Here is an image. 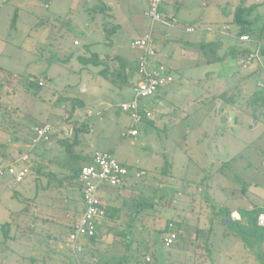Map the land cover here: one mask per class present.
Segmentation results:
<instances>
[{
    "label": "rangeland",
    "instance_id": "374dc122",
    "mask_svg": "<svg viewBox=\"0 0 264 264\" xmlns=\"http://www.w3.org/2000/svg\"><path fill=\"white\" fill-rule=\"evenodd\" d=\"M20 1L27 0H5L0 5V66L27 78L38 77L44 81V85L37 93L25 91L17 80L13 84L5 81L0 87L4 100L9 101L4 105L8 104V110L12 111L6 117L8 124L16 130L14 134L6 129L0 130V142L5 139L11 141L13 135H31L34 122L48 123L57 130L60 127L58 120L70 115L71 99L67 97L93 101L94 98L108 96L111 87L101 76L97 83L92 82L91 75L83 70L84 80L87 79L89 88L94 91L79 93L75 71L80 70V65L76 57L67 56L68 53L77 55L88 40H101L98 35L100 30L92 22L94 18L96 22L101 18L98 13L87 12L81 7L59 13L53 8H44L41 3L27 5L20 11L17 7V2ZM119 1L124 6H127L126 3L134 6L137 2ZM183 1L184 5L180 7L182 15L194 17L201 25L210 28L226 25L232 32L238 29L233 23L236 8L255 4L256 8L249 16L254 21L252 28L255 32L251 35L253 40L261 38L258 30L264 32V0H182L181 5ZM15 12L17 21L11 27ZM40 18H54V21H44L46 23L38 27L36 22ZM67 19L70 22L66 25ZM60 25L65 26L61 29ZM75 40L80 45H75ZM262 43L263 46L256 48V51L264 50V33ZM249 75V69L241 68L236 76V85L241 88L239 102L231 112L236 116V121L232 122L230 113L229 121L226 120V125L216 135L214 113L206 109L202 110L200 121L208 137L203 138L200 132L195 131L189 139L180 140L182 126H177L176 129L155 126L146 131L141 130V135L135 138L137 148L131 146L130 140L126 139V150L129 151L130 148L138 154L145 151L158 157L146 166L145 182L150 184L151 192L157 196L151 203L155 220L151 219L149 224L152 225L155 221L166 227L171 217H185L179 229L181 238L175 246L162 248L165 259H159L157 264H178L185 258L192 262L188 261V264H264V258L262 261L258 257L261 252L264 256V244L263 251L256 247H247L237 236H224L223 229L217 223L214 225V234L207 240L208 246L214 249L212 259L205 250L206 230L211 226L209 217L213 215L214 209L219 206L228 210L234 207L245 209L251 203L264 208V90H258V80ZM260 76L264 79V70H261ZM114 111L111 108L104 119L95 124L91 134L96 148L101 151L121 141L122 123L117 121L123 114ZM200 136L202 145L197 142ZM212 136L218 144L216 155L213 156L210 155L214 152L210 141ZM74 140V136L69 139L70 144L75 143ZM5 148L0 144L1 152ZM204 151L206 154H203ZM219 160L222 162L221 171H214L215 166L210 162L215 161L217 165ZM149 192L147 190L142 193L148 195ZM2 200L6 202L7 199ZM55 203L58 204L56 201ZM153 226L154 223L151 227ZM55 229L62 233L59 231L60 234L57 233L52 243L44 236L38 237L34 246L28 236L21 242L9 240L6 244L0 243L4 256L0 255V264H31L29 258L32 256L41 259L36 264H78L66 230L61 225ZM198 229L200 233L197 232ZM142 232L135 235L139 247L143 245L139 243L150 236L152 239L156 238L154 230L146 229ZM49 244L53 248H59L62 244L63 248L58 251L52 248L41 249V246L47 247ZM47 254L55 259L42 260ZM147 256H151V253Z\"/></svg>",
    "mask_w": 264,
    "mask_h": 264
},
{
    "label": "crops",
    "instance_id": "0c3cea01",
    "mask_svg": "<svg viewBox=\"0 0 264 264\" xmlns=\"http://www.w3.org/2000/svg\"><path fill=\"white\" fill-rule=\"evenodd\" d=\"M4 1L2 0L0 5ZM136 1L134 6L131 3H126L127 6H124L120 4L119 0H27L17 2L20 11H23L27 5L41 3L40 5L44 8H53L55 12L59 13L68 9L77 10L81 7L87 12L93 11L101 16L97 22L95 18L92 20L95 28L100 30L98 35L101 36V40H88L77 55L67 54L68 58L76 57L80 65V70L75 71V75L78 76L79 93L94 91L89 88L87 79L84 80L83 70H87L92 77V82L97 83L99 76L103 77L100 70L105 64H108L112 70L125 69L130 80L128 85L122 87L103 77L111 84L110 94L103 98H94L93 101H84V98L79 100V97L75 99L74 96L67 97L79 102H70L72 113L58 120L57 123L60 127L57 130L54 129V135L52 134L53 137L51 136L48 142L31 144L33 131L31 135H15L11 141L5 139L4 142H0L6 147L3 152L0 151V165L17 162L25 154L30 156V172L23 182L14 183L8 176L0 177V243L6 244L9 240L21 242L27 236L33 246L36 244L37 238L43 236L52 243L57 233L59 231L62 233L61 230L55 229L59 225L66 230L68 236L72 226L79 220L85 208L81 185L78 177L74 175V170L75 168L79 169L81 165L92 159L96 151H101L96 148L91 134L95 124L102 121L111 108L115 109V113L123 114L117 121V123H120L119 121L122 123L120 126L121 141L104 150L112 152L119 161L133 167L136 172L146 173V166L152 162V159L155 161L158 158L157 155L145 151L138 154V152L131 151L130 148L129 151L126 150L128 149L125 144L128 141L126 139L130 140L131 146L137 148L135 138L141 135V130L146 131L155 126H163L164 129L168 126L173 129L182 126L180 140L189 139L195 131L200 132L203 138L208 137L207 132L201 127L202 122L200 121L202 110L206 109L214 113V135H216L226 125V120L229 121L232 108L239 102L241 88L236 85V76L241 68L249 69V76L258 80V90H264V79L260 76L261 70H264L263 50L257 53V57L250 65L245 66L243 63L246 56L251 53L250 51L263 46V35L259 40H253L252 36H249V41H242L237 34L238 29L232 32L226 25L218 28L203 26L204 24L201 25L194 17L191 18L180 13V7L182 8L184 1L181 5L182 0H163V15L173 18L181 27H171L162 22L153 25L154 46L157 52L153 64L162 63L167 66L174 76V80L162 86L155 95L142 101L143 108L151 111L152 117L137 124L140 126L137 127L139 133L136 136L123 137L122 133L130 128L132 120L130 115L121 109V104L132 98L133 86L139 79L138 61L143 52L140 48L133 46V41L146 34L152 26V21L147 15L148 1ZM84 4L86 5L84 6ZM44 21L48 23L54 21V18L45 20L40 18L36 25L41 27L46 23ZM69 22L70 19H67L66 25ZM64 26L60 25V28L62 29ZM185 26H193L196 30L188 32L184 29ZM89 35L91 37L90 32ZM74 44L80 45V42L75 40ZM245 51L248 53L243 55L242 53ZM93 54L98 55L100 60L104 61V65H84L80 62L81 57L89 58ZM74 105L75 107H72ZM235 121L236 116L233 117L232 122L235 123ZM74 123H82L85 125V130L81 133L82 135L76 137V141L74 140L75 143L71 147L75 155H72L66 150L64 144L70 143L69 139L75 137ZM44 124L48 123L40 125ZM202 137L200 136L197 140L200 145H202ZM216 137L218 138V135ZM210 141H212L211 145L214 149L210 155L213 156L218 144L214 136L210 137ZM203 154H206V151ZM210 163H213V167L215 166L214 171H221V160L217 165L215 161ZM210 163H206V165L211 166ZM147 190H151L150 184L147 182L133 185L132 181L128 180L123 186H104L100 194L105 206L110 208L118 206L125 197L146 193ZM4 198L7 199L6 202H3ZM255 207L251 203L245 209H254ZM240 209L243 207L229 209L232 219H241ZM143 218L142 213L126 209L114 217V220L110 222L113 228L103 236L104 241L111 244V252L122 253L124 251L123 243L114 234L117 228L130 226L134 235L138 236L146 230L143 228ZM132 220H134L133 224H131ZM137 243L134 242V248L138 247ZM42 248H48V250L52 248L54 251H58L59 248H63V245L53 248L49 244L47 247L41 246ZM73 252L77 257L78 251L73 250ZM0 255L3 256L1 249ZM46 259L54 260L55 257L47 254L42 260ZM29 261L31 264H36L41 259L32 256Z\"/></svg>",
    "mask_w": 264,
    "mask_h": 264
},
{
    "label": "trees",
    "instance_id": "16d2710c",
    "mask_svg": "<svg viewBox=\"0 0 264 264\" xmlns=\"http://www.w3.org/2000/svg\"><path fill=\"white\" fill-rule=\"evenodd\" d=\"M256 5L253 4L252 6H240L236 8L233 17V23L238 27V36L241 37L242 35L251 36L254 31L253 24L254 21L249 19V16L254 12ZM162 5L160 7V11L162 12ZM163 13V12H162ZM165 17V16H164ZM167 20L173 21L174 19L171 17H165ZM17 21V12H15L12 21L11 27L15 26ZM263 30H258L259 37H262ZM264 53V50L262 51ZM248 51L243 52L242 54H246ZM80 62L84 65L93 64L96 66L104 65V61H101L99 56L93 54L89 58H80ZM138 70V69H137ZM100 74L110 81L113 84H119L120 86H126L129 84L130 77L127 76V72L125 69H115L112 70L108 64H105L104 67L100 70ZM17 80L22 87L27 92L37 93L40 88L44 85V81L38 77H25L23 75L15 74L11 71L4 69L0 66V87H2L5 81L10 82L13 84V81ZM12 94L14 92H11ZM229 100V99H228ZM232 100V99H231ZM73 103H77L79 101L72 99ZM230 101V100H229ZM9 102V101H7ZM4 100L3 94L0 92V130H8L10 133L14 134L16 132L13 126H9L7 118L9 113V105ZM231 102V101H230ZM79 104V103H78ZM81 104V103H80ZM12 106V105H11ZM72 107H75L72 106ZM67 108V107H66ZM70 113H72V109H70ZM35 126L40 125L39 123L34 122ZM85 125L82 123L77 124L74 123V135L75 141L76 137L81 134L85 130ZM15 135H13L14 137ZM73 144L65 143L64 146L66 150L75 155L72 151ZM92 159H90L85 164H89ZM123 163V162H122ZM80 164V163H78ZM126 165L125 163H123ZM79 169L75 168L74 175L77 176L79 181ZM128 166V165H127ZM130 170V175L127 178V181H132L133 185H139L145 183V176L146 173L137 177L136 171L133 167L128 166ZM78 173V175H77ZM157 196L153 194V192H149L148 195L140 193L138 195L129 196L123 198L122 202L118 206H111L110 208L106 207V215L104 218L99 219L96 223V232L92 236H82L78 243L81 246V250L78 251V264H157L159 259H165L164 253L162 252L163 247H173L176 245L177 241L181 238V233L179 231L181 225L183 224L185 217H171L168 221L166 227L159 225L155 221L154 226L149 224L150 220L153 218L154 213L151 210V203L153 199ZM133 211L136 213H142L143 218V226L147 230H154L156 232V238L152 239L150 236L147 240H143L139 243H142L141 247L134 248V242L136 240V236L132 232V228L130 226H126L125 228H117L115 231V235L121 243H123L124 251L122 253L111 252L110 243H106L103 239V236L106 233H109L113 226L110 224L114 217L118 216L122 210ZM264 209V208H263ZM261 207H255L254 209L246 210L240 209L241 219L234 220L231 217V212L224 206H219L213 210V215L209 217V221L211 226L207 228V235H206V244L205 250L208 251L207 253L211 257L214 249L208 246L207 240L214 234V225L217 223L222 229L224 236L234 235L239 237L242 243L245 246L262 250V245L264 244V228L259 226L257 223V218L259 213L263 210ZM229 219V220H228ZM133 224L134 220L131 221ZM200 229L197 230L198 233ZM169 233H176V238L174 239L173 243L170 246L165 245V239ZM259 250V249H258ZM260 251V250H259ZM263 251V250H262ZM151 253V259L147 261V254ZM153 257V262H152ZM259 259L263 258L264 256L259 253ZM212 259V257H211ZM189 259H184L178 264H188ZM189 263H192L189 261ZM262 264V263H261Z\"/></svg>",
    "mask_w": 264,
    "mask_h": 264
},
{
    "label": "built area",
    "instance_id": "2783aa9c",
    "mask_svg": "<svg viewBox=\"0 0 264 264\" xmlns=\"http://www.w3.org/2000/svg\"><path fill=\"white\" fill-rule=\"evenodd\" d=\"M147 15L152 21L151 29L142 37L133 42V46L140 48L143 52L138 61L139 79L133 86L132 98L121 104V109L131 117L132 124L130 128L122 133L123 137L136 136L139 131L137 124L145 119L152 117L151 111L144 109L142 101L155 95L162 86L172 82L174 76L168 67L162 63L153 64L157 55L154 46L153 25L157 22L165 23L171 27H181L175 20H167L160 11L163 0H147ZM188 32L196 30L193 26H185ZM242 41H249L248 35L240 37ZM257 52L250 53L243 61L244 65H250L257 57ZM32 143L34 145L40 142H48L54 133V128L50 124L38 125L33 127ZM30 172V156L23 155L17 162L7 165H0V177L8 176L14 183L23 182ZM144 172L136 173L139 177ZM130 170L127 165L119 161L110 151H96L89 164L81 167L79 171V183L81 185L82 200L84 210L79 220L74 223L68 234L71 247L74 251H80L81 246L78 243L82 236H92L96 232V223L106 215V206L101 198V189L104 186L119 187L127 183ZM259 226L264 228V209L259 213L257 218ZM176 233H169L165 239V245L170 246ZM151 259L147 256V261Z\"/></svg>",
    "mask_w": 264,
    "mask_h": 264
},
{
    "label": "water",
    "instance_id": "95a60500",
    "mask_svg": "<svg viewBox=\"0 0 264 264\" xmlns=\"http://www.w3.org/2000/svg\"><path fill=\"white\" fill-rule=\"evenodd\" d=\"M255 51H256V50L254 49V50H252V51H250V52H251V53H252V52L254 53ZM233 117H234V114H233V113H231V117H230V118H231V120H233ZM228 220H229V219H228Z\"/></svg>",
    "mask_w": 264,
    "mask_h": 264
}]
</instances>
